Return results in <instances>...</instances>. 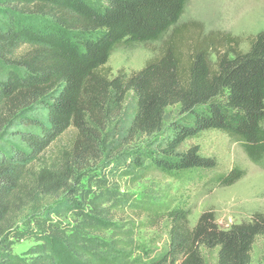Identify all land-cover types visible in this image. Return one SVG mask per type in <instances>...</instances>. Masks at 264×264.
Returning <instances> with one entry per match:
<instances>
[{
	"label": "trees",
	"instance_id": "trees-1",
	"mask_svg": "<svg viewBox=\"0 0 264 264\" xmlns=\"http://www.w3.org/2000/svg\"><path fill=\"white\" fill-rule=\"evenodd\" d=\"M188 1L0 0V264H139L136 248L123 247L134 243L116 246L121 241L100 236L114 212L132 207L116 181L132 173L109 167L91 176L90 191L73 184L97 158L100 132L129 91L136 97L131 136L158 133L167 108L179 106L168 135L147 155L163 175L217 167L197 144L183 147L206 130L235 139L251 162L264 161V32L246 49L227 33L198 35L185 52L186 27L178 21ZM165 35L140 70L111 75L117 47ZM71 128L69 143L60 145ZM141 166L135 157L132 168ZM245 175L233 166L213 182L227 187ZM141 208L164 222L167 235L165 250L148 264H205L202 248H218L216 264H250L252 245L264 236V212L220 229L212 211L191 225L182 205L164 213ZM25 241L32 244L17 252Z\"/></svg>",
	"mask_w": 264,
	"mask_h": 264
},
{
	"label": "rangeland",
	"instance_id": "rangeland-1",
	"mask_svg": "<svg viewBox=\"0 0 264 264\" xmlns=\"http://www.w3.org/2000/svg\"><path fill=\"white\" fill-rule=\"evenodd\" d=\"M178 26L186 27V45L182 49L185 52L195 37L210 32L227 33L238 40L240 48L246 49L258 32H264V0H189ZM167 35L152 42L122 44L117 47L107 63L111 75H116L118 71L130 74L140 70L149 58L160 51ZM135 111L136 97L129 91L119 115L111 119L100 132L97 158L77 172L73 181L79 191H90L95 188L91 176L100 177L109 167H123L132 173L116 181L120 194L129 195L133 205L122 208L118 213L114 212L111 221L113 226L104 229L100 235L102 238L110 242L121 241L116 246H123L124 242L134 243L133 248L126 245L123 247L127 251L136 248L133 259H137L139 264H148L165 250L167 235L164 222L159 218L153 220L142 206L161 208V213H164L166 209L182 205L190 210L191 225L195 224L201 213L212 211L220 229H229L233 224L249 220L256 211L264 212V161L260 164L251 162L235 139L221 131L206 130L186 140L183 147L197 144L201 155L216 158L217 167L163 175L150 166L147 155H154L157 144L168 135L169 123L178 118L179 106L167 108L162 129L151 136H131L127 132ZM73 135L74 129H68L58 143L68 144ZM135 157L141 158L142 166L139 168H132ZM233 166L244 168L246 175L231 186L216 187L214 177ZM89 195L91 198L92 194ZM66 221L71 222L70 215ZM129 236L132 242L127 238ZM31 244V241H25L17 245L15 250L24 251ZM201 252L205 264L217 263L218 248H202ZM250 264H264V236H257L253 243Z\"/></svg>",
	"mask_w": 264,
	"mask_h": 264
}]
</instances>
